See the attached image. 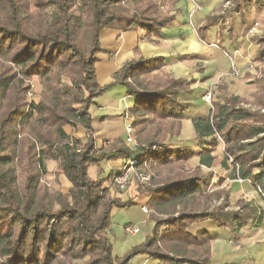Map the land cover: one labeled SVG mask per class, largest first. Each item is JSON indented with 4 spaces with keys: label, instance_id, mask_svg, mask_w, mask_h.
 I'll return each instance as SVG.
<instances>
[{
    "label": "trees",
    "instance_id": "1",
    "mask_svg": "<svg viewBox=\"0 0 264 264\" xmlns=\"http://www.w3.org/2000/svg\"><path fill=\"white\" fill-rule=\"evenodd\" d=\"M257 1L232 0L230 10L207 18L198 36L204 40L208 28L223 23L227 14L242 20ZM160 3L0 0V264H128L137 255L160 264H211L214 236L205 229L191 233L193 224L225 230L229 243L237 241L244 227L263 225V208L252 202H244L241 212L199 206L197 200L214 196L206 194L209 180L199 171L185 175L176 165L192 157L198 168L218 163L231 171V179L254 187L264 201V114L240 106L241 98L228 95L225 86L210 109L197 110L194 102L202 97L164 70L168 62L164 58L138 57L125 63L111 84L97 83L100 33L122 19L113 8L129 5L127 25L120 29L143 31V39L153 42L174 22V15L160 12ZM254 43L259 49L253 61L264 62V30ZM33 79L36 101L28 100ZM113 85L124 86L133 99L126 111L133 116L141 145L135 150L140 152L137 157L120 141L113 142L114 151L95 146L89 109ZM184 120L194 129L191 148L171 141ZM218 139L224 143L221 160L216 156ZM155 146L162 148L154 151ZM128 158L146 163L151 173L155 166L156 173L167 168L171 172L140 187L141 195L136 196L148 199L144 207L155 222L152 235L118 258L105 235L110 213L114 207L133 205L135 197L125 204L110 200L108 185L118 170L94 180L88 172L104 162ZM47 160L57 164L71 185L69 194L59 195L56 204L38 188ZM166 206L181 210L159 220L150 213L161 214Z\"/></svg>",
    "mask_w": 264,
    "mask_h": 264
},
{
    "label": "rangeland",
    "instance_id": "2",
    "mask_svg": "<svg viewBox=\"0 0 264 264\" xmlns=\"http://www.w3.org/2000/svg\"><path fill=\"white\" fill-rule=\"evenodd\" d=\"M264 4V0H258L256 4H251L252 7L246 15L243 16L241 20L239 17V21H241V27H244L245 31L242 33H247L249 37H251L252 41L255 42V39L261 35L262 30H264V5L261 8L259 4ZM187 3V0H181L178 2L179 9V18L184 23H187L192 13L189 15L182 14L183 6ZM162 7H159L160 12H162L166 16L173 15V10L175 8L176 0H161ZM232 0H223L220 12H226L232 8ZM117 8H113L114 12L120 14L122 19L114 24V28L124 27L127 25L128 19L130 17V6L127 4H121L116 6ZM254 8V9H253ZM182 14V15H181ZM229 14L226 15L225 19H223L224 27L227 31L232 29V20L231 22H227L229 19ZM230 20V19H229ZM112 27V28H113ZM257 45V44H255ZM215 46V45H214ZM258 49H259V45ZM102 50H105V45H101ZM213 52L219 54L222 58L229 57L231 58L233 63L232 69L226 72V75L220 77L216 81V83H212L211 85L205 86V93L210 94L209 103H206L203 107V90H196L194 92L195 95L201 96L202 98L197 99L194 103L197 106V110L201 111L202 109H210L212 104V100L219 99V92L221 86H225L226 92L230 96H238L241 98L240 106L249 109L251 111H257L264 114V62H254L253 60L249 64V66H244L240 70L236 69L234 66L235 58L232 55L227 54V52L222 51V54L219 51L213 49ZM255 58V57H254ZM253 58V59H254ZM100 62L97 65V75L99 76L102 73L103 67V59L102 56H99ZM223 64V62H222ZM227 64V59L224 58V64ZM198 68V67H197ZM233 69L239 72L238 76L233 75ZM168 71V69H164ZM164 75V74H161ZM153 77V76H152ZM188 85L193 88H201L202 85L198 81H189ZM30 92L28 94V100L33 99L36 101L37 96L34 95V90H36V81L35 79L29 83ZM39 89L42 90L41 87ZM133 99L132 97L127 95V90L124 86L121 85H113L108 90L104 91L101 95L97 96L94 100V104L90 107L89 113L93 118V127L95 129V146L103 149L104 151H114L113 142L120 141L122 142V146L127 150L133 152L134 156L137 157L140 152L135 151L136 148L141 145L136 140L135 131L132 134V140L134 142V146L126 145V134H125V120L124 117L127 115L131 120L133 116L128 113L126 110L132 105ZM191 110V107L189 108ZM133 119L131 120V123ZM132 126V124H131ZM133 127V126H132ZM97 133V134H96ZM158 138V137H157ZM115 139L114 141H111ZM117 139V140H116ZM157 139V141L162 142ZM194 139V129L192 123L189 120H184L181 123V131L179 135L173 136L172 143H180L185 147L191 146L192 140ZM171 143V144H172ZM162 147L155 146L153 150L155 151ZM191 148V147H190ZM224 150V143L222 139H218V145L216 147V156H218V160H221V152ZM118 160L108 161L113 162V164ZM108 162L102 163L99 168L93 166L89 169L88 175L91 179H103L109 174V164ZM228 164L233 166L234 160L230 158L228 160ZM112 165V164H111ZM114 167V166H113ZM119 170L121 168V164L118 168H113ZM176 167L181 168L185 175L194 174L199 171V175L206 177L209 180V187H207L206 194L210 195L211 193L214 196L210 199V201L206 199H200L196 201L199 206L206 205L208 209H212L213 207L220 206L224 211H242V204L244 202H252L254 206L261 205L264 211V201L262 200V196L254 189V187L231 179V171H227L222 169L218 163H216L212 168L207 169L205 167H197V158L192 157L185 162L178 163ZM153 168V167H152ZM155 169L158 170V167L155 166ZM154 168L152 169L153 173L148 170L151 174V179L156 181L158 180L163 173L171 172V169L167 168L165 170H159L156 173ZM176 169V168H175ZM231 170V169H230ZM166 171V172H165ZM174 171V170H173ZM154 175V176H153ZM151 180V181H152ZM239 182V183H238ZM156 184H152L155 186ZM70 183L64 177V175L60 174L59 169L57 168V164L52 160L45 161V171L39 176V189L45 191L47 196L51 198V200L56 204V200L59 195H68ZM142 185L137 183H131L130 186L123 192H120L117 188L112 185L109 188V198L110 200H117L121 204H125L127 200H129L130 196L133 198V205L127 207H114L111 210L109 222L110 225L105 231V235L109 238L110 245L113 248V256L122 258L127 252L134 246L142 243L146 238L152 235V231L154 228V220L149 217V214L144 213L141 210V207L146 205L148 199L141 195L140 188ZM156 187V186H155ZM154 188V187H152ZM211 194V195H212ZM198 207H193L194 209H199ZM163 213L160 212L155 213L151 210V214L155 219H164L166 216L170 214H175L181 210V207L172 208L170 206L163 207ZM176 216V215H175ZM194 225V224H193ZM126 226H132L139 230L138 234L129 235L124 232V228ZM213 226L211 225L210 228ZM251 226H246L241 230L240 236L234 243H229L224 240L223 245L221 243L218 244L216 242L214 248V253L211 252V264H264V256L259 253V249L264 246V239L254 241L252 243H245L242 245L241 240L242 237L246 233H250L251 231H246ZM217 229V228H216ZM190 231V229H188ZM221 230L223 233L225 230ZM228 240L229 234L225 233ZM214 254V255H213ZM232 255L233 258L228 257ZM136 257V256H135ZM148 257V256H147ZM150 258V257H149ZM151 259V258H150ZM134 260V257L131 259ZM130 260V261H131ZM153 261H157L155 259H151ZM129 261V262H130ZM133 262V261H132ZM158 262V261H157ZM75 264H79L76 262ZM81 264V263H80Z\"/></svg>",
    "mask_w": 264,
    "mask_h": 264
},
{
    "label": "crops",
    "instance_id": "3",
    "mask_svg": "<svg viewBox=\"0 0 264 264\" xmlns=\"http://www.w3.org/2000/svg\"><path fill=\"white\" fill-rule=\"evenodd\" d=\"M176 0L175 10L173 12L174 22L164 28L159 37H153V42H147L143 39V31L122 30L120 28H107L100 33V48L105 45V50L96 55L97 62L95 64L96 79L100 87H105L113 82V75L127 62L143 58H164L166 59L168 73H171L174 78L182 79L188 84L189 81H198L202 85L201 88L193 89L203 90L205 93V86H209L218 80L220 77L226 75V72L232 69L233 63L231 58H223L213 52V49L227 52L236 60L234 67L238 70L244 66H249L255 57L258 46L255 45L251 37L241 27V21L237 14L231 13L229 19L232 29L227 31L223 23H218L208 28L204 34L205 39L201 40L198 33L203 32L207 25V18L213 14H221L220 9L223 0H187L183 6L182 14H191L192 16L187 23H184L179 18L178 2ZM181 14V15H182ZM205 32V31H204ZM215 45V46H214ZM102 56L103 67L102 73L97 75V65L100 62L99 56ZM223 55V54H222ZM224 58L227 59V64H224ZM223 62V64H222ZM198 67V68H197ZM200 95V94H198ZM97 134V133H96ZM83 133H78V138L82 137ZM115 139L111 140L114 141ZM117 140V139H116ZM122 160L108 162L110 170L111 167L118 168ZM112 164V165H111ZM239 183V182H238ZM242 183V182H241ZM211 224L198 223L190 227V232L194 233L197 230L205 229L209 231L214 239L211 241V252L214 253V246L216 242L223 245L224 240L228 236L221 230L214 227L210 228ZM240 243H252L254 241L264 239V218L263 225L260 228L250 227ZM228 243V242H225ZM264 256V246L258 251ZM214 255V254H213ZM232 260L233 256H228ZM133 261V262H132ZM128 264H160L157 261L151 260L146 255H137L134 260Z\"/></svg>",
    "mask_w": 264,
    "mask_h": 264
},
{
    "label": "built area",
    "instance_id": "4",
    "mask_svg": "<svg viewBox=\"0 0 264 264\" xmlns=\"http://www.w3.org/2000/svg\"><path fill=\"white\" fill-rule=\"evenodd\" d=\"M239 72L235 69H233V75L238 76ZM203 100L206 103H209L210 100V94L205 93L203 96ZM125 120V134H126V145L134 146V142L132 140V134H133V127L131 126V120L126 115L124 117ZM151 180V174L148 172V169L146 168V163L138 164L136 163V160L133 158H128L125 161H122L121 168L114 173L111 179V185L115 188H117L120 192L125 191L131 183H137L140 185L146 184ZM241 182L240 180H238ZM141 210L148 214V210L146 207L142 206ZM124 232L129 235H135L139 233V230L137 228H134L132 226H126L124 228Z\"/></svg>",
    "mask_w": 264,
    "mask_h": 264
}]
</instances>
